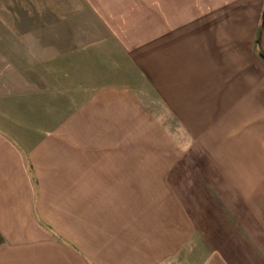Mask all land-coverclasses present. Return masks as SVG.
Returning <instances> with one entry per match:
<instances>
[{"label": "crops", "instance_id": "1", "mask_svg": "<svg viewBox=\"0 0 264 264\" xmlns=\"http://www.w3.org/2000/svg\"><path fill=\"white\" fill-rule=\"evenodd\" d=\"M141 82L182 125L240 124L224 156L252 158L243 178L214 162L184 180L175 157L201 149L158 148ZM10 86L0 264H248L218 222L264 221V0H0Z\"/></svg>", "mask_w": 264, "mask_h": 264}, {"label": "rangeland", "instance_id": "2", "mask_svg": "<svg viewBox=\"0 0 264 264\" xmlns=\"http://www.w3.org/2000/svg\"><path fill=\"white\" fill-rule=\"evenodd\" d=\"M30 64V63H29ZM43 79V78H41ZM135 80V78L133 79ZM140 81V80H138ZM138 85L139 83L136 82ZM142 82L140 83V85ZM144 89V94L147 96V103L150 105L151 111L155 114V119L162 121L161 124H159L160 132L163 134V140H159L158 148L162 147H170L174 148L175 150L186 152L185 154H188L190 150H194L197 152L196 149H201L200 155L202 157L193 156L195 159V162L198 164V167L194 166V163L188 159H185V162H181V158L175 161L176 164L174 167L176 168L179 164L181 167V174H187L186 176H182L184 180H186L187 176H189L188 179H192V175H199L198 172H195V170H201L205 172L204 168L202 170V167H208L211 165H214V162L220 164L219 166H222V169L226 173V169L230 171L232 178L236 181L239 178L242 179L245 175L247 165L252 164L251 159L248 158V163H246V158L236 157L232 159L231 157L226 158L225 152H226V146H225V139L226 137L231 133V131L235 128H240V124L234 126L231 124H227L223 122L221 119L223 116L222 111L217 109L216 111V119L220 121L219 124H204V125H182L179 122H176V118H173L167 111L166 107L163 104H160L154 94H152L150 88L148 86H145L142 84ZM141 87V86H140ZM1 89V87H0ZM11 86L9 88V93L5 92V90L1 91L0 93V99L1 96L7 97L11 95L10 93ZM6 93V94H2ZM252 115H255L257 111L256 109H250L249 110ZM251 116V115H249ZM211 123L213 118L210 119ZM225 121V120H224ZM238 130V129H237ZM212 133V135H210ZM164 143H162V142ZM247 142H242V145H245ZM229 148H231V144H229ZM239 146V143H237ZM212 150V159H208L209 156L207 154V150ZM230 150V149H229ZM192 153V152H191ZM198 153V152H197ZM205 155V157H204ZM185 157V156H184ZM205 158V159H204ZM241 158V159H240ZM226 165L225 167H223ZM256 165V163H255ZM257 166V165H256ZM195 172V173H194ZM202 174H205L203 173ZM209 173V172H208ZM228 174V173H227ZM208 175V174H207ZM205 180L202 178V184L205 186L202 188L204 192H208L210 196H214L215 200L217 202H220V198L225 196V192H227L228 196L230 197L231 191L229 189H213L210 188L213 181ZM214 183V182H213ZM219 182H216L218 184ZM237 184L236 182H234ZM233 183V184H234ZM215 191H217V196L215 194ZM251 191V190H250ZM238 192V191H237ZM240 192V190H239ZM238 192V196H240ZM221 203V202H220ZM219 207H222V210H224V205H219ZM222 219L220 218V221L218 222V228H222V232L225 236L222 238L224 239V242L226 246H228V242L232 244V247L236 248L238 251H242L248 248V256L243 255V261L245 263L248 262V264H264V221H254L249 222V229L246 226V229L244 230L241 227V220L244 221L238 213V215L230 214L229 212L225 211V215H223ZM238 216V220H235L234 217ZM244 223V222H243ZM220 224L222 225L220 227ZM247 225V224H246ZM259 226V227H257ZM217 235H220V230L217 231ZM227 236V237H226ZM217 238L220 240V236H217ZM217 241V244H220V241ZM221 245V244H220ZM238 248V249H237ZM247 261V262H246Z\"/></svg>", "mask_w": 264, "mask_h": 264}]
</instances>
